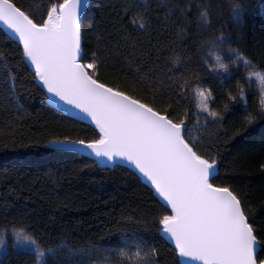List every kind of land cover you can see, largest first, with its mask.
I'll use <instances>...</instances> for the list:
<instances>
[{
    "label": "snow or ice",
    "instance_id": "obj_1",
    "mask_svg": "<svg viewBox=\"0 0 264 264\" xmlns=\"http://www.w3.org/2000/svg\"><path fill=\"white\" fill-rule=\"evenodd\" d=\"M85 0H46L36 11H25L15 0H0V23L9 31L19 59L12 66L6 61L0 66V96L9 107L23 112L18 103L20 88L35 87L45 100L75 120L94 126L91 137L53 140L50 146L65 152H76L95 157L93 163L107 161L115 167L127 165L143 177L154 193V206L141 212L135 219L122 216L117 222L119 241L116 247L89 245L83 249L67 248L71 264H161L160 237L174 245L169 251L190 264H264V224L258 225L253 209L232 184L219 175L223 161L221 145L227 143V129H219L231 111L213 107V94L204 87L207 81L197 83L198 75L189 67L190 61L179 56L163 58L154 54L156 65L151 84L144 82L143 74L117 70V63L132 68L141 62L137 53L139 42L135 35L150 28L147 11H126L125 28L120 31L123 45L112 46L103 35L98 36L95 48L86 47V30L81 16ZM199 9V5H196ZM185 14L189 8H177ZM204 17L207 13L202 14ZM240 15L236 4L233 16ZM139 19V23L137 20ZM209 36L198 49L205 59L198 66L209 71L210 57L217 49L228 46V39L213 33L208 20ZM123 59H120V58ZM230 63L240 62L248 69L249 79L255 76L264 86V74L257 71L247 55L229 48ZM164 67L161 69L160 65ZM216 65L227 71V65L216 56ZM264 70V65H261ZM112 72L133 88L106 82L101 72ZM211 71H216L213 66ZM158 77V79H157ZM31 84H25V80ZM11 80L13 83L8 84ZM152 89L153 99L135 94L140 89ZM195 92L204 118V132L209 135L194 138L184 108L186 93ZM238 95L228 99L244 105L243 127L264 120V110L253 116L243 87ZM215 136V139L212 136ZM129 224L142 229L129 228ZM11 228L12 247L18 254L34 255L39 262L53 256L57 249L48 247L31 228L8 225L0 229V249L6 258L5 237ZM140 231L146 235L139 234ZM43 245V247H42ZM87 257V261L85 260ZM65 264H68L65 261ZM181 264V261H177Z\"/></svg>",
    "mask_w": 264,
    "mask_h": 264
},
{
    "label": "trees",
    "instance_id": "obj_2",
    "mask_svg": "<svg viewBox=\"0 0 264 264\" xmlns=\"http://www.w3.org/2000/svg\"><path fill=\"white\" fill-rule=\"evenodd\" d=\"M25 11H36L46 0H15ZM240 5V15L233 16L234 6ZM188 6L181 14L177 8ZM196 5H199L197 9ZM147 11L150 28L141 35L137 32V53L142 54L140 64L131 69L117 63L125 73L143 74L144 82L151 84L155 68V52L163 58L179 56L190 61L198 75L197 83L207 81L204 87L213 94V107L223 110L231 108L225 116L220 131L227 129V143L221 145L223 155L219 175L232 184L253 209L256 223L264 224V120L247 129L243 127L245 108L243 104L228 99L229 94L238 95V85L243 87L248 107L258 117L264 110V86L249 79L248 69L240 62L230 63L229 48L247 55L257 71L264 74V0H89L83 21L86 30V47L95 48L100 35L112 45H123L120 31L125 28V13ZM207 13L204 17L202 14ZM218 36L228 39V46L217 49L210 57L209 71L201 69L199 48L208 38V24ZM139 19L137 23H139ZM15 44L9 34L0 27V66L12 65L19 59ZM227 65V71L216 65V56ZM120 59H123L122 57ZM216 71H211L212 67ZM163 69L164 65H160ZM101 77L112 84L131 90L133 85L118 79L112 72H101ZM158 79V77H157ZM13 83L11 80L8 84ZM31 84L30 79L24 81ZM0 83V88L6 87ZM135 94L153 99L152 89L144 88ZM18 103L23 112L9 107L0 96V229L8 225L31 228L48 247L64 249L53 256H45L38 262L34 255L18 254L12 247L11 228L5 237L6 258L0 249V264H71L67 248L83 249L116 247L119 241L117 222L124 224L122 216L134 219L143 211L154 206V193L138 174L127 166L102 167L93 159L78 153L57 150L50 146L53 140L91 137L94 126L65 115L45 100L41 90L35 87L20 88ZM184 108L194 138L209 135L216 130L204 132V118L195 92L186 93ZM215 139V136H212ZM129 228L142 226L129 224ZM139 234L146 235L140 231ZM160 252L161 264H177L179 257L169 251L173 246L163 237ZM260 253L264 244L258 245ZM43 247V245H42ZM264 258V256H262ZM87 261V257H85ZM92 264H95L93 260ZM182 264V263H181Z\"/></svg>",
    "mask_w": 264,
    "mask_h": 264
},
{
    "label": "water",
    "instance_id": "obj_3",
    "mask_svg": "<svg viewBox=\"0 0 264 264\" xmlns=\"http://www.w3.org/2000/svg\"><path fill=\"white\" fill-rule=\"evenodd\" d=\"M88 1L89 0H85V4H84V6L82 7V9H81V16H82V18H83V15H84V11H85V8H86V6H87V4H88ZM0 27L2 28V29H4L8 34H9V31L6 29V27L2 24V23H0ZM49 104L51 105V106H53V107H55L56 109H58L50 100H49ZM59 110V109H58ZM62 113H64L65 115H67V116H70V117H72L69 113H67V112H64V111H62V110H60ZM73 118V117H72ZM86 122V121H85ZM72 153H76V152H72ZM78 154H80V153H78ZM80 155H82V154H80ZM84 156V155H83ZM85 157H88V156H85ZM88 158H90V159H93V160H95L96 158L95 157H88ZM102 167H112L113 165L111 164V163H109V162H107V161H103V162H98ZM122 166H127V165H122ZM128 167V166H127ZM134 171V170H133ZM138 174V173H137ZM138 176H139V174H138ZM140 178H141V180L150 188V185L146 182V180L143 178V177H141V176H139ZM165 239H166V237H164ZM167 240V239H166ZM168 241V240H167ZM169 242V241H168ZM170 243V242H169ZM171 244V243H170ZM173 247H174V245L173 244H171ZM259 246H257V252L259 251ZM181 259V263L182 264H186V262L184 261V258H180ZM187 264H190V262H187Z\"/></svg>",
    "mask_w": 264,
    "mask_h": 264
},
{
    "label": "rangeland",
    "instance_id": "obj_4",
    "mask_svg": "<svg viewBox=\"0 0 264 264\" xmlns=\"http://www.w3.org/2000/svg\"><path fill=\"white\" fill-rule=\"evenodd\" d=\"M251 79H253V80H255V81L259 82V80H258V79H256V77H255V76H252V77H251Z\"/></svg>",
    "mask_w": 264,
    "mask_h": 264
}]
</instances>
